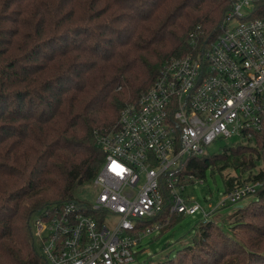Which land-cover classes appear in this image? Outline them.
Segmentation results:
<instances>
[{
    "label": "trees",
    "instance_id": "trees-1",
    "mask_svg": "<svg viewBox=\"0 0 264 264\" xmlns=\"http://www.w3.org/2000/svg\"><path fill=\"white\" fill-rule=\"evenodd\" d=\"M230 7L231 0H0V264H47L35 248L33 215L87 203L84 187L105 159L94 132L112 128L170 57L195 51L198 27V46L213 39ZM209 167L229 171L228 191L260 180L256 199L237 206L231 216L243 219L227 228L211 219L217 209L175 257L150 264H264V127L223 157L193 158L189 170L202 178ZM234 227L249 228L257 247L239 253Z\"/></svg>",
    "mask_w": 264,
    "mask_h": 264
},
{
    "label": "built area",
    "instance_id": "built-area-1",
    "mask_svg": "<svg viewBox=\"0 0 264 264\" xmlns=\"http://www.w3.org/2000/svg\"><path fill=\"white\" fill-rule=\"evenodd\" d=\"M197 31L194 52L170 57L112 128L94 132L105 156L95 201H68L35 221L47 264H132L144 238L172 217L202 212L206 221L261 186L233 187L211 213L185 194L203 180L189 169L208 145L234 136L245 144L264 127V0H231L219 32L202 46Z\"/></svg>",
    "mask_w": 264,
    "mask_h": 264
},
{
    "label": "rangeland",
    "instance_id": "rangeland-1",
    "mask_svg": "<svg viewBox=\"0 0 264 264\" xmlns=\"http://www.w3.org/2000/svg\"><path fill=\"white\" fill-rule=\"evenodd\" d=\"M120 27V24H117ZM151 83L146 85L140 94L150 86ZM138 94L136 97H138ZM249 141L245 144L250 143ZM242 144L241 139L238 136L229 138L228 140L219 139L208 145L206 150V156L209 157H223L225 151L228 148H235ZM254 147H256L254 145ZM206 156H201L204 158ZM259 168L254 169L253 174L259 172ZM228 170L220 172L217 168L214 170L209 167L202 177L203 180H199L197 183L193 181L185 190V194L194 198L208 213H211L213 209L220 205V203L225 199L228 192L225 183V177L228 174ZM234 175H238L237 172L231 171ZM202 181V183H199ZM85 190L82 192L81 197L85 199L87 203H93L96 198L97 191L92 187V185L84 187ZM255 195H250L245 197L239 203L227 204L225 207L218 208L217 212L212 216L211 219L215 218L218 222L224 226L228 227V223H238L241 222L243 217L237 214L236 216H231L235 211L236 207L239 205H246L248 202L255 200ZM41 213H35L32 219V226L34 228L35 221L40 217ZM231 216V217H229ZM204 215L202 212L195 215H188L186 217L180 218L173 223L168 232L159 234H153L151 236L145 237L141 246L136 249V261L132 264H150L151 262H162L167 258H173L177 255L178 251L184 246L188 245L196 236L199 226L202 223ZM229 217V219H228ZM244 219L247 221L244 217ZM257 222L258 219L254 217L252 219ZM234 233L238 235V239L241 241L239 253H244L247 248L257 247L255 235L249 230V228H236L234 227ZM46 232L42 233L44 236ZM35 248L37 251H41L42 244L40 238L35 236ZM229 252V251H228ZM175 263V262H174ZM169 262V264H174Z\"/></svg>",
    "mask_w": 264,
    "mask_h": 264
}]
</instances>
